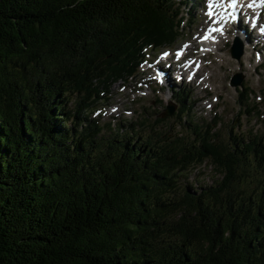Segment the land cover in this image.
<instances>
[{
    "label": "trees",
    "instance_id": "trees-1",
    "mask_svg": "<svg viewBox=\"0 0 264 264\" xmlns=\"http://www.w3.org/2000/svg\"><path fill=\"white\" fill-rule=\"evenodd\" d=\"M197 4L0 0V264H264L263 138L221 141L190 106L175 140L84 114ZM205 161L220 177L182 187Z\"/></svg>",
    "mask_w": 264,
    "mask_h": 264
},
{
    "label": "rangeland",
    "instance_id": "rangeland-1",
    "mask_svg": "<svg viewBox=\"0 0 264 264\" xmlns=\"http://www.w3.org/2000/svg\"><path fill=\"white\" fill-rule=\"evenodd\" d=\"M240 1L243 2V0ZM244 1L242 10L251 16L255 15L256 9L248 7V3L251 1ZM206 2L207 0L204 2L201 0V5H205ZM219 3L218 7L222 10L224 4L222 1ZM262 5L264 2L261 3ZM238 7L239 5L236 4L233 10H237ZM192 15L193 20L190 23L181 25L182 33L176 38L173 45L163 48L148 46L146 48L149 54L148 62L137 68L136 74L128 77L127 80L119 79L113 82L106 92L101 93L102 98L99 99L102 100L96 102L90 112H84L89 118L96 119L103 126L99 137H106L108 133H113L118 126L120 127L119 132H121L120 130L125 132L126 128H129V124H133L135 132L140 136H145L153 131L154 136L175 140L180 137L181 133L187 132V129H184V120L189 116L185 111L190 106L192 120L205 127L209 123L214 134H217V138L221 141H227L230 132L244 139L254 134L264 139V59L262 58L264 43L261 48L258 47L255 50L250 48L251 42L254 40L253 34L246 31L243 19H238L236 26L225 28L229 34L226 31L223 32L225 42L220 41L213 55L203 56L204 61L199 58V62L203 66L201 72L198 70V77L194 82L185 79L181 85L173 77L170 78L173 80L172 83L163 77L160 82L155 80V68L152 65L156 56L168 58L165 51L170 50L176 54L185 52V56L182 58L184 65L187 61L202 54L198 47L202 45L199 39L203 34L208 17L205 15L204 6L199 9L193 8ZM241 27L243 28L242 32L250 37V41L238 35L237 31L233 32V28L237 30ZM235 37H240L244 44V53L240 60H236L230 55V45L233 44ZM144 51L145 49H143V53ZM260 58L263 59V63L256 66ZM157 67H161V65ZM162 67L167 68L163 64ZM190 69H193V66H190ZM236 74L241 75L242 81L240 85L233 86L231 79ZM203 75H207L206 81H203ZM195 82L198 84L195 85ZM179 88H184L186 91L184 108L176 95ZM241 89L244 92L242 95L239 93ZM70 99L69 107H72L77 97L72 95ZM239 100L242 104L239 103ZM167 105H174L175 111L172 115L162 116ZM181 110L183 112H180ZM134 136L137 137V135ZM219 177V174L214 173L212 165L205 161L201 165L190 168L181 179V184L182 187L187 185L206 186Z\"/></svg>",
    "mask_w": 264,
    "mask_h": 264
},
{
    "label": "water",
    "instance_id": "water-1",
    "mask_svg": "<svg viewBox=\"0 0 264 264\" xmlns=\"http://www.w3.org/2000/svg\"><path fill=\"white\" fill-rule=\"evenodd\" d=\"M243 48L238 40H235V42L231 45L230 47V55L232 58H235L236 60H240V58L243 55ZM242 77L239 74H236L232 79H231V84L233 86H238L241 84ZM175 111V106L174 105H167L162 112V116H168L172 115L173 112Z\"/></svg>",
    "mask_w": 264,
    "mask_h": 264
},
{
    "label": "snow or ice",
    "instance_id": "snow-or-ice-1",
    "mask_svg": "<svg viewBox=\"0 0 264 264\" xmlns=\"http://www.w3.org/2000/svg\"><path fill=\"white\" fill-rule=\"evenodd\" d=\"M261 2H264V0H261ZM236 3V0H229L228 6L229 7H234ZM213 7V0H208V8H209V15H211V8ZM248 7H254L253 4H249ZM234 18V17H233ZM255 18H253V23H255ZM220 29H216V31H219ZM260 31L264 32V25L260 26Z\"/></svg>",
    "mask_w": 264,
    "mask_h": 264
},
{
    "label": "bare ground",
    "instance_id": "bare-ground-1",
    "mask_svg": "<svg viewBox=\"0 0 264 264\" xmlns=\"http://www.w3.org/2000/svg\"><path fill=\"white\" fill-rule=\"evenodd\" d=\"M236 1H237V0H236ZM240 2H241V1H240ZM243 2H244V1H243ZM228 3H229V0L225 2V6H226V8H225L224 12H228L229 10H231V11H232V14H234V12H233V10H232V7H229V6H228ZM218 5H219V4H218ZM245 5H246V4H245ZM222 7H223V6H222ZM228 7H229V8H228ZM224 12H223V13H224ZM226 16H229V15H226ZM226 16H225V17H226ZM206 21H207V20H206ZM203 30H204V29H203ZM224 30H226V29H224ZM255 33H256V32H255ZM225 35H226V34H225ZM194 36H195V35H194ZM194 36H193V37H194ZM244 38H245V37H244ZM245 39H246V38H245ZM195 40H196V39H195ZM246 40L248 41V39H246ZM195 42H196V41H195ZM253 44H255V43H253ZM256 44H257V46L259 45L260 47H262V46H263L262 38L258 37V38L256 39ZM191 45H192V44H191ZM257 46H256V47H257ZM262 61H263V59H262ZM262 63H263V62H262ZM222 68H223V67H222ZM200 70H201V69H200ZM200 72H201V71H200ZM194 84L196 85V84H198V83L195 82ZM198 99H199V98H198ZM200 99H201V98H200Z\"/></svg>",
    "mask_w": 264,
    "mask_h": 264
}]
</instances>
